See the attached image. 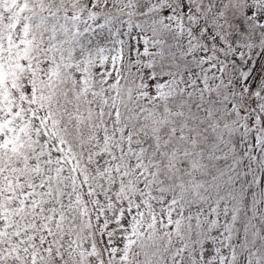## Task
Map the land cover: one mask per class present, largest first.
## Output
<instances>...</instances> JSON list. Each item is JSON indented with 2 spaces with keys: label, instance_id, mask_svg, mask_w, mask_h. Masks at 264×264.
I'll list each match as a JSON object with an SVG mask.
<instances>
[{
  "label": "snow or ice",
  "instance_id": "1",
  "mask_svg": "<svg viewBox=\"0 0 264 264\" xmlns=\"http://www.w3.org/2000/svg\"><path fill=\"white\" fill-rule=\"evenodd\" d=\"M0 264H264V0H0Z\"/></svg>",
  "mask_w": 264,
  "mask_h": 264
}]
</instances>
